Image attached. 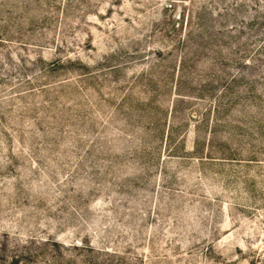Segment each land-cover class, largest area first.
Returning a JSON list of instances; mask_svg holds the SVG:
<instances>
[{
  "label": "rangeland",
  "instance_id": "rangeland-1",
  "mask_svg": "<svg viewBox=\"0 0 264 264\" xmlns=\"http://www.w3.org/2000/svg\"><path fill=\"white\" fill-rule=\"evenodd\" d=\"M0 264H264V0H0Z\"/></svg>",
  "mask_w": 264,
  "mask_h": 264
}]
</instances>
